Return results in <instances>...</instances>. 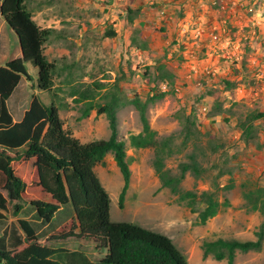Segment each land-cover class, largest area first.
I'll list each match as a JSON object with an SVG mask.
<instances>
[{
    "label": "rangeland",
    "instance_id": "rangeland-1",
    "mask_svg": "<svg viewBox=\"0 0 264 264\" xmlns=\"http://www.w3.org/2000/svg\"><path fill=\"white\" fill-rule=\"evenodd\" d=\"M131 2L132 0H28V8L37 21H41L42 16L49 15L51 21L47 26L53 29L60 20L63 30H66L67 41L69 38L73 42L83 39L78 34L86 28L94 32L92 47L89 49L82 50L78 43H67V49L73 58L71 60L75 61L66 58V65L73 64L68 68L71 70L62 71L60 64L55 72V84L60 93L58 99H61L57 105L62 107L60 114L66 129L82 142L109 139V119L105 113L98 114L97 109L98 106H105L112 99H117L119 138L126 142L132 170V187L127 193L123 209L120 207V195L124 177L114 155L109 153L105 162L95 168L111 197L112 221L135 223L167 235L188 257L190 264H228L227 260L217 261L212 256L204 259L202 246L205 241L218 238H242V241H246L238 233L247 234V226L257 224L256 227L259 228L260 218L264 217L260 216L259 211L251 210L244 196L256 186L264 187V120L256 122L257 132L249 142L242 140V131L237 126L251 112L264 111V67L259 66L264 62V55L252 56L249 58L252 61L247 63V55L243 53L248 46L246 41L241 40L238 46L236 39L231 40V36H227L228 32L225 30L228 31L229 27H225L226 21L230 22L231 19L226 17L231 12V6L232 11L235 9L234 3L222 10L223 17L219 18L222 20L220 27L224 26L221 29L222 35L212 28L209 33L205 31L206 34L202 37L200 22H191L185 17L182 35L170 16L167 20H162L161 13L153 15L159 10L153 4L143 6L148 7V10L145 9L141 16L142 12H138L137 5H134V13H128L127 7ZM134 2L136 1L131 4ZM130 18H137L135 26ZM174 28L175 31L172 32ZM109 29H118L122 33V39H106L105 33ZM192 30L195 32L192 33ZM227 39H230L229 47L224 44ZM49 40L53 44L49 43L48 46H54L56 37L53 35ZM1 43H5L3 39ZM120 43L124 46L123 53L119 52ZM142 46L146 48H141ZM132 47L139 48L140 52L132 53ZM15 48H20L17 38L11 42V53ZM2 51L0 54L3 56ZM48 51L50 58H53L54 52L49 48ZM162 65L175 75L172 85L168 82L160 83L156 79L157 69ZM27 68L31 76L27 79L30 84L28 91L11 103L12 116L17 121L22 120L24 108H29L32 91L37 92L42 100H47L48 104L51 103L48 94L40 93L38 89V70L31 64H27ZM65 73L70 74L67 76ZM227 81L234 85L227 87ZM95 82L102 87L93 86ZM158 85L167 93L163 99L149 105L148 118L161 138L175 136L177 151L166 159V166L173 174L178 175L179 165L189 161L188 155L196 152L206 171L201 177L188 173L181 188L197 193L217 190L223 206L219 217L217 215L215 218L216 226L213 229L207 226L208 223L198 225V213H193L185 202L179 200L178 195L163 187L154 168L155 150L135 149L130 144V135L143 130L140 113L130 101L136 95L145 100L151 93L150 90ZM84 91L95 94L89 99L95 104V109L91 111L93 116H84L88 101H78ZM75 93L77 99L65 103ZM188 118L195 120L196 127L202 133L198 135L197 141L190 142L189 147L184 149ZM219 173L222 175L219 176ZM216 184L220 185L218 189ZM246 184L248 186L244 188ZM225 203L228 205L225 206ZM73 210L72 206L65 207L51 224L40 227V235L45 239L56 232L69 230L72 218L75 217ZM5 214L8 222L16 220L15 216ZM34 216L35 211L30 206H25L20 214L21 218L29 220H34ZM234 225L240 228L234 231ZM255 232L256 230L252 236ZM57 247L75 249L95 261L94 248L90 242L69 238L57 244ZM59 257L64 259L63 264H72L69 256ZM235 264H264V247L261 251H239Z\"/></svg>",
    "mask_w": 264,
    "mask_h": 264
},
{
    "label": "trees",
    "instance_id": "trees-1",
    "mask_svg": "<svg viewBox=\"0 0 264 264\" xmlns=\"http://www.w3.org/2000/svg\"><path fill=\"white\" fill-rule=\"evenodd\" d=\"M0 2L1 15L16 33L22 51V57L0 66V264H63L65 261L59 257L61 255L69 256L72 264H190L188 257L167 235L135 223L111 219V197L95 168L105 162L109 153L114 155L124 177L120 195V207L123 209L131 187L132 170L126 142L119 138L118 100L112 99L97 109L98 114H107L111 129L109 139L84 143L74 136L66 129L60 115L61 108L57 105L60 96L55 84L57 66L45 54V45L54 30L41 28L36 23L28 8V0ZM134 12V9H128V13ZM133 21L130 18V22ZM116 36L113 29L105 33L106 38ZM27 64L38 70V89L48 94L51 103L46 104L33 94L22 120L16 122L7 102L22 78H31ZM165 68L162 65L157 69L156 79L172 85L175 75ZM226 84L227 87L234 85L230 81ZM93 86L102 87L96 82ZM88 91L81 93L78 100L89 103L85 117L95 109V104L89 101L95 94ZM150 91L145 100L136 95L130 101L139 111L143 123L142 132L130 135V144L135 149L155 150L154 168L163 187L178 195L193 213H198V225H206L219 214L223 204L217 190L201 193L182 190L181 184L188 173L201 177L206 171L195 151L188 155L189 161L179 165L178 175L167 168L166 159L177 151L175 136L161 138L148 118L149 105L163 99L167 92L159 85ZM258 120H264V111L251 112L238 123L242 140L249 142L253 138ZM186 124L184 149L190 142L197 141L202 133L195 120L188 118ZM216 187L218 189L220 185L216 184ZM244 196L251 210L264 216V187L256 186ZM25 206L35 211L34 220L20 217ZM67 206H72L75 214L70 229L44 239L40 235V227L51 224ZM5 213L15 216L16 220L8 222ZM256 236L257 240L218 238L205 241L203 257L212 256L217 261L227 260L228 264H235L239 251L247 253L263 249L264 221ZM69 238L90 242L95 261L75 249L57 247Z\"/></svg>",
    "mask_w": 264,
    "mask_h": 264
},
{
    "label": "crops",
    "instance_id": "crops-1",
    "mask_svg": "<svg viewBox=\"0 0 264 264\" xmlns=\"http://www.w3.org/2000/svg\"><path fill=\"white\" fill-rule=\"evenodd\" d=\"M117 1H119V0H116V2ZM133 1H136V2H134V4H131V3H133ZM131 3L129 4L130 6L127 7V11L129 8L135 9L136 7H134V5H137L138 6L137 9H139V11L142 12V13H140V16L142 14H144L145 9L148 8V7L144 8L143 6L151 5V4L155 5L156 8H159V10H158V12L153 13V15L158 16L159 13H161L162 16L160 19H162V20H167V18L170 16L171 19H173V21H175L174 23H175V26L177 27V29L178 30L180 29V31L182 32V35H184V20H185L184 18L185 17H186V20L188 19L191 22H194V21L200 22L201 32L200 31H198V32L202 33L201 34L202 37L205 36L207 31L209 33V31H212L213 29L218 30L220 35H222L221 29L224 28V26L220 27L221 26L220 21H222V20H219V18L222 19V17H223L222 16V13H223L222 10L228 9L229 8L228 5L231 3H234V5H236L235 9L232 11L233 8L231 6V8H229L231 12L226 17V19H228V20L231 19L230 22L226 21L227 25L225 27H229L228 31L225 30L226 32H228L227 36H231V40H233V38H234V40L236 39L237 40L236 43L238 46L240 45L241 40L246 41L245 44L248 46L243 53L247 55V58H246L247 63L252 61L249 59L252 56H258V55L263 56L264 55V0H132ZM164 11H166L167 13L165 14ZM48 17H49V15H44V16H42L41 21H37V18L34 17V15H33L34 20L36 21V23L41 28H49L47 26V23L48 22L50 23L51 18H48ZM136 22H137V18H134V24L133 23L132 24L135 26ZM53 29H54V32H53L52 36L50 37V39L54 35L56 37L55 44H54V46H52L53 41L49 40L45 45V54L48 57L49 61L54 62L56 64L57 69H58V66L61 64L62 65L61 66L62 71L71 70L68 68H71L73 66V64L68 66V65H66L67 60H65L66 58H68L69 60L73 59V58H71L72 56H71L69 50L67 49V47H68L67 43H69V44L78 43V47H79V45H81L82 50H85L86 48L89 49L92 47L91 44L93 42L94 32L92 30L89 31L86 28L78 34V36H80V38L83 37V39H79L78 41L75 40V42H73L71 40V38H69L68 41H67V39H65V37L67 36V34H65L66 30H63L62 25L60 23V20L58 22V25L54 26ZM115 31L117 32V36L113 37L112 40L114 41L117 38H119V40H121L122 39L121 38L122 33H120V31L118 29H116ZM174 31H175V28H174V30L172 29V32H174ZM205 31H206V33H205ZM83 32H85V33H83ZM193 32H195V31L192 30V33ZM84 34H85V36H84ZM15 38H17V40L19 42V39H18L16 33L8 26L6 20L1 15V2H0V45L2 44V46H0V51L3 50L2 53H4L3 56L0 54V66L5 64L6 62L12 60V59H16V58L20 57V53H22L21 47L19 49L15 48L13 50V53H11V51H12L11 50V42ZM2 39L4 40L5 43H1ZM106 39H109V38H106ZM49 43H52V44L50 46H48ZM224 44L227 47H229L230 46V39H227V41ZM120 45H121V48H120L119 52L123 53L125 51L124 46L122 45V43H120ZM48 48L50 51L54 52L53 58H50V52L48 51ZM130 50L132 51V53L140 52V49L137 47L136 48L132 47ZM6 52H9V53H6ZM244 54H243V56H244ZM71 61H75V60H71ZM253 61H256V60L253 59ZM261 63L262 64H259V66L264 67V64H263L264 62L262 61ZM238 67H239V64H238ZM247 67H248V65H247ZM57 69H56V71H57ZM61 74H63V72ZM65 75H67V73H65ZM29 86H30V84H28L27 78L23 77L20 84L15 89L13 95L10 97V99L7 102L11 114H13L12 113V106H11L12 101H14L15 99H18L20 94L27 92ZM253 92H254V90H253ZM40 93L46 94V93L41 92V91H40ZM33 94L38 95L37 92L32 91L31 97ZM58 94L60 95L59 92H58ZM76 94L77 93H75L73 95L71 100H70V98L66 99L65 103H70L74 99H77ZM43 101L46 104L49 103L47 100H43ZM60 101H61V99H58L57 103H59ZM68 101H70V102H68ZM66 105H63V106H66ZM58 106H60V105H58ZM27 107L24 108L25 111L28 109ZM60 108H61L60 112H62V107H60ZM89 116H93V113L92 114L90 113ZM15 121L17 122V120H15ZM131 187H132V184H131ZM240 202H241V200L238 201V203H240ZM232 204H234L233 201H232ZM125 205H126V203H125ZM261 215L262 214H260V216ZM217 217H219V214ZM217 217L212 218L210 223L208 222L207 226L210 229H213V227L215 228V226H216L215 218H217ZM263 221H264V217L261 216L260 221L258 223L259 227L263 223ZM256 226H257V224L253 225V227L247 226V230H246L247 234H245V232H242V233H238V236L239 237L244 236L243 239H245V240H257L256 232L258 231L259 228ZM237 228L239 229L240 227H238V225H237V227L235 225L232 227V229L234 231H236ZM250 230H251L252 234H254V230H256L255 235L252 236V234L250 233ZM246 236H248L247 239H246ZM238 240H242V238L241 239L239 238Z\"/></svg>",
    "mask_w": 264,
    "mask_h": 264
}]
</instances>
